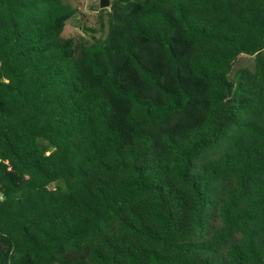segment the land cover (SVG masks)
Here are the masks:
<instances>
[{
    "label": "trees",
    "instance_id": "trees-1",
    "mask_svg": "<svg viewBox=\"0 0 264 264\" xmlns=\"http://www.w3.org/2000/svg\"><path fill=\"white\" fill-rule=\"evenodd\" d=\"M100 10L0 0V264H264V0Z\"/></svg>",
    "mask_w": 264,
    "mask_h": 264
},
{
    "label": "rangeland",
    "instance_id": "rangeland-1",
    "mask_svg": "<svg viewBox=\"0 0 264 264\" xmlns=\"http://www.w3.org/2000/svg\"><path fill=\"white\" fill-rule=\"evenodd\" d=\"M75 14L65 23L62 36L64 38H86L91 39L92 36H104L106 28V13L94 7L98 5L99 0H66ZM107 9V8H105ZM104 10V9H102ZM87 28L90 31H85ZM248 68L253 69V58L247 56H239L232 71L235 69Z\"/></svg>",
    "mask_w": 264,
    "mask_h": 264
},
{
    "label": "water",
    "instance_id": "water-1",
    "mask_svg": "<svg viewBox=\"0 0 264 264\" xmlns=\"http://www.w3.org/2000/svg\"><path fill=\"white\" fill-rule=\"evenodd\" d=\"M108 7V0H99L98 5H96L94 8L97 9H105Z\"/></svg>",
    "mask_w": 264,
    "mask_h": 264
}]
</instances>
